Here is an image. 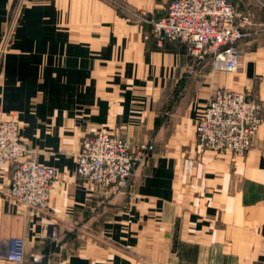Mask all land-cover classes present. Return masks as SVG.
Instances as JSON below:
<instances>
[{
	"label": "crops",
	"instance_id": "0c3cea01",
	"mask_svg": "<svg viewBox=\"0 0 264 264\" xmlns=\"http://www.w3.org/2000/svg\"><path fill=\"white\" fill-rule=\"evenodd\" d=\"M171 1L0 0V47L19 10L0 107L57 172L39 211L9 196L12 165L0 164V264H16L5 257L16 236L23 264H264V121L238 158L203 148L195 130L217 88L248 92L264 118V0H231L252 18L234 71L154 36ZM99 131L154 142L120 194L77 173L82 139Z\"/></svg>",
	"mask_w": 264,
	"mask_h": 264
},
{
	"label": "built area",
	"instance_id": "2783aa9c",
	"mask_svg": "<svg viewBox=\"0 0 264 264\" xmlns=\"http://www.w3.org/2000/svg\"><path fill=\"white\" fill-rule=\"evenodd\" d=\"M18 14L19 10H14L11 15L0 47V61ZM250 24V14L238 10L231 0H172L166 14L153 22L152 32L160 42L181 40L187 43L190 54L198 61L212 56L215 69L234 71L239 63V43L249 34L245 28ZM261 108V103L248 92L215 89L196 124L198 143L233 158L245 156L263 124ZM153 147L152 143L134 146L118 132L99 131L87 135L76 156L77 173L112 194H120L126 191L136 167L150 156ZM28 153V146L21 138L19 120L0 107V164L12 165L9 196L25 208L45 211L57 172ZM25 254V239L12 238L6 259L23 264ZM41 259L42 256L34 257L36 262Z\"/></svg>",
	"mask_w": 264,
	"mask_h": 264
},
{
	"label": "rangeland",
	"instance_id": "374dc122",
	"mask_svg": "<svg viewBox=\"0 0 264 264\" xmlns=\"http://www.w3.org/2000/svg\"><path fill=\"white\" fill-rule=\"evenodd\" d=\"M119 133V132H118ZM120 134V133H119ZM129 140V139H128ZM130 141V140H129ZM153 144V146H154V142H152V141H148V142H142V143H140L139 145H142V144ZM138 145V146H139ZM153 150H154V147H153V149H152V152L150 153V156L145 160V161H143L142 163H144V162H146L150 157H151V155H152V153H153ZM141 163V164H142ZM140 165V164H139ZM132 181V180H131ZM131 183V182H130ZM130 185V184H129ZM55 239V238H54ZM56 240L57 241H59V238H56Z\"/></svg>",
	"mask_w": 264,
	"mask_h": 264
}]
</instances>
